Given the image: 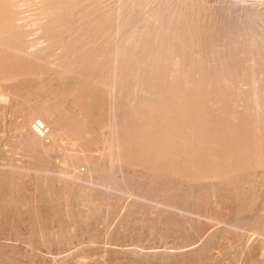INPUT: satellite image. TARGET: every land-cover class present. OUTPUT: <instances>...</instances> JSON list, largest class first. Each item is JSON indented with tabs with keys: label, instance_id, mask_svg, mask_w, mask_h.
Returning <instances> with one entry per match:
<instances>
[{
	"label": "bare ground",
	"instance_id": "obj_1",
	"mask_svg": "<svg viewBox=\"0 0 264 264\" xmlns=\"http://www.w3.org/2000/svg\"><path fill=\"white\" fill-rule=\"evenodd\" d=\"M205 1L114 0V10L98 23L92 19L88 36L78 38L74 3L0 0V103L8 105L11 91L19 90L23 107L22 118L12 120L22 131L15 132L21 160L0 162V170L25 177L29 195L17 200L24 213L35 214L40 243L49 236L57 245L75 240L78 249L108 248L135 233L125 247L152 259L195 249L222 233V249L210 259L229 250L235 264L264 258L259 215L235 214L215 190L207 198L195 195L193 182L221 181L217 169L207 172L198 161L181 167L163 162L175 127L215 114L243 146L244 159L264 163V6L231 0L213 12ZM153 142L156 165L141 185L126 170L151 159ZM234 155L213 152L209 158L232 164ZM32 230L20 233L29 247ZM141 238L151 247L140 245ZM169 238L168 251L154 249Z\"/></svg>",
	"mask_w": 264,
	"mask_h": 264
},
{
	"label": "rangeland",
	"instance_id": "obj_2",
	"mask_svg": "<svg viewBox=\"0 0 264 264\" xmlns=\"http://www.w3.org/2000/svg\"><path fill=\"white\" fill-rule=\"evenodd\" d=\"M65 1H67V4H69L70 7H72L71 5H72V3H74L73 6H75V7H72V9L77 14L75 17L79 16L77 18L78 21L76 23V24H79L78 26L80 28L79 32L77 34L79 36V37L77 36L78 38L87 37L89 34L88 28H90L91 25H93V22L96 21V23H98L99 21H102L103 17L101 18L100 15L104 16V14L106 12L113 11L114 8H112V7L116 6V2L113 3L114 0H105V1L104 0H69L71 2H68V0H65ZM206 1H205V3H207L206 4L207 8L208 9L210 8V10L213 9L212 11L215 12V11H217L216 9L219 10L220 6L229 5L231 0H206ZM240 1H244V3L249 2L248 4H252V5L254 4V6H256L257 8H262L264 6V3H262V0H259V1L258 0H246L247 2L245 0H240ZM263 2H264V0H263ZM76 3H77V6H76ZM78 5H79V7H78ZM103 10H105V11H103ZM27 12L28 11H24L23 14L26 13V15H27L28 14ZM86 12H88V13H86ZM83 13L86 14L87 17ZM93 13H96V14L98 13L97 14L98 16L93 14ZM88 16H91L92 18L88 17ZM85 17L87 19L90 18L91 20H87V19H85ZM81 19H83V20H81ZM84 19L87 21H84ZM92 19L93 20L95 19V20L92 22ZM84 26L86 28H84ZM32 36H34V34ZM18 92H19V90H12L11 91V93H10L11 94V99H10L11 101L8 103V105L0 103V106H2V110H0L1 111L0 112V128L3 129V132L1 131L2 129H0V149L1 150L3 149L2 151L0 150V152L2 153V154H0V162H2V164L6 163V162L10 163V162L16 161V158L18 161L21 160L18 156H16L17 155L16 151H18V149H16V148H19V146H21L22 143L18 139L15 132H18V131L22 132V131H21V129H17V128L13 127V125H14L13 123H15L16 120H19L22 118L20 113H21V110L23 107L20 106L19 103H17V102H19L17 97L20 95V92L17 95V97L15 95ZM18 106H20L21 108L20 107L18 108ZM0 109H1V107H0ZM13 109H15V110H13ZM17 109L18 110L20 109V110L18 111ZM17 115H20V116H17ZM12 120L13 121L15 120V122H13ZM10 122H12V124ZM199 122L194 121V122H190L188 124L178 125L177 127H175L172 130L173 131L172 135L169 136L168 144L166 145V147L168 149L165 148L167 156H166V154L163 156L164 164L167 165V162L169 161L168 163L170 164V166L181 167V165L189 164L190 162L198 161L199 167H202L207 172L208 171L214 172L217 169L219 171L218 174L221 176V181L216 182L215 180H201L198 183L193 182L194 185H193V183H192V185L196 186V188H194V190H193L195 195L199 196L200 198H207L208 196H211V194H212L211 191L215 190L214 194H216L218 197H220L223 200L222 204L227 203V205L232 206L235 214L239 213L244 218H252L256 215H259L260 218H262L264 220V163L259 165V167H258V166L253 165L252 162H248V160L244 159V157L242 156L243 155V146L241 144L239 145V143L234 139V137H233L234 135L231 134L226 129L227 125H226V120L224 118H218V117L215 118V114H213L212 116H209V117L207 116L206 118H204L201 121V123H199ZM10 126L13 127L14 129H12ZM11 130H12V133H11ZM10 140H13V142ZM7 141H9L10 143ZM1 142L4 144H2ZM8 143L11 145H9ZM3 145H5V146H3ZM192 145L196 149L193 148ZM199 145L201 146V149H199ZM10 146H13L14 148L10 147ZM5 148H6V151H9L10 153L13 152V154H15V155H13V154L9 155V152H6ZM155 148H156V146L153 142L150 150H152L153 153L152 152L151 153L154 155H152L153 158L150 156L151 159L148 157L149 158L148 162H146L148 160V158L143 159V161L137 163L134 166L135 168L132 166L135 170L134 169L131 170L132 167L127 168V170H126V171H128V173L132 174V179H134L136 182L140 183L141 185L144 184L145 182H147L146 179L150 178L149 175H151V177L153 175L151 169H153V167L156 165V157H157L154 153ZM230 150H233L235 152L232 164L231 163L228 164V161H220L218 164H216L217 161L211 160L209 158V155L212 154L213 152L216 153L218 155V157L221 158L224 155H226ZM193 154H195V157L198 158L197 160H194L195 158H192ZM200 154H201V157H199ZM1 156H3V157H1ZM4 156H5V158H4ZM55 156L56 157L58 156V158L60 157V155H58V154H55ZM9 158H11L12 160ZM2 159H4V160H2ZM5 159H7V160L5 161ZM157 161H159L158 158H157ZM145 163L148 164V167H147V164H145ZM143 164H144V166H143ZM141 168H144L145 170L141 169ZM225 174H227V175H225ZM146 175H148V176H146ZM253 176L258 177V179L256 181H254ZM217 181H219V180H217ZM24 182H25V177L23 175H18L16 173L15 174L14 173H7V171H5V170H0V237H1L0 238V264H52V263L53 264H57V263L58 264H104V263L105 264H107V263L108 264H146V263L147 264H177V263L178 264H194V262H197V261H199V262L196 264H232V263L235 264L233 261H231L232 257L235 255L234 250H231V251L229 250V252L228 251H220V253L216 254V256L213 259L209 258L210 256H213L215 249H216V251H218L219 249H222V245H223L222 233L212 235L213 238L210 236L207 237L208 239L206 238L203 242H201L195 246L196 250L194 248H192L194 246L187 247V248L183 249L182 251H179L178 252L179 254H177V252H174L171 255H169L168 257L157 255V256L152 257V259L151 258L144 259L141 257L137 258V255L128 251L129 250L128 248H130L129 246L135 240L134 238L137 237V234H135V233L132 235L133 239H130V237L127 236L126 239L121 240L117 244L107 246L109 249L106 248L105 245H103V244L100 245V243L96 244V246H98V247L93 245L90 247H82L83 249H78L79 247L77 246L75 240H73V243L72 242L68 243V245L66 242L58 243V245H57L55 243V241L49 236H48L47 243H42V242L40 243L39 238H38V232L36 230L35 214L32 211H30L28 214L24 213L23 209H21V206L19 203L20 201L17 200V199H20L21 196H24L23 194H25L26 196L29 195V191L25 185L26 183H24ZM229 184H230V186H229ZM205 189H208V190L204 191ZM224 194H225V196H223ZM7 209H8V211H7ZM6 211H7V213H6ZM247 212H248V214H247ZM8 213L9 214L11 213V214L9 215ZM24 215H26V216H24ZM41 215H42V213L40 214V216ZM245 215H247V216L245 217ZM21 216L23 218H21ZM26 217H28L29 219L27 218V220H26ZM8 219H9V221H8ZM42 219H43V217H41V219H40L41 222H44V220L42 221ZM18 223L21 225L23 223V225L20 226ZM24 224H28V225H24ZM25 226H27V227L30 226L34 230V231L32 230L33 231L32 232V238H31L32 241H30V243L28 244V245H30V247L26 246L27 242H25L23 234H20V233H24L26 231L27 227H25ZM17 228H19L21 232ZM95 228L96 229H102L103 226L101 224L100 226L98 225V227L96 226ZM5 232L8 234V236H6L7 234H5ZM44 232L47 233V229L45 228V226H44ZM15 234H17V235H15ZM21 235H22V238H21ZM36 237H37V239H36ZM214 237H216V238H214ZM217 237L220 239H218ZM17 238H19V239H17ZM15 239H17V241H15ZM144 239L145 238H141L139 244L142 246L144 245L143 247H145V248L151 247V244L149 243V241L144 240ZM3 240L4 241L6 240L7 242L6 241L3 242ZM8 240H9V242H8ZM14 241H15V243H13ZM211 241H213V242H211ZM23 242H24V244H23ZM9 243H11L13 247H11V245ZM69 244L71 246H69ZM74 244H76L75 245L76 247H73ZM157 244H159V245H157ZM157 244L154 245L155 250L160 248L157 251H160L161 249L162 250L166 249V251H168L172 245V238H169L165 242H158ZM118 246H119V248H118ZM125 246H127L128 248ZM157 246H158V248H157ZM161 247H163V248H161ZM164 247H166V248H164ZM197 247H199V248H197ZM103 248H106V249L104 250ZM75 250H77V251H75ZM192 250H193V252H192ZM189 251L191 253H188ZM225 252H226V254H225ZM102 253L103 254L105 253L104 254L105 256H103ZM181 253H183V254H181ZM60 254H61V256H60ZM106 254H108V255H106ZM174 255H175V257H170V256H174ZM177 255H179V256H177ZM180 255H182V256H180ZM53 256H54V258H53ZM63 256H66V257L64 258ZM80 256L82 258H80ZM100 256H103L102 260H101ZM76 257H78V259L80 258L81 261L78 260ZM207 257L211 261L208 260ZM55 258L56 259L58 258L57 263L55 261ZM96 258H98V259H96ZM103 258L105 261L103 260ZM260 258H261L260 256H258V257L253 256V258H252V256H250L249 260L247 258L246 259L244 258L245 260H248L249 263H248V261H246L247 263L244 260L243 261H244V264L245 263L246 264H264V258L263 257L261 259ZM76 259H77V261H75ZM205 259H207L208 261L207 260L204 261ZM61 260L64 262H61ZM79 261H80V263H79Z\"/></svg>",
	"mask_w": 264,
	"mask_h": 264
}]
</instances>
